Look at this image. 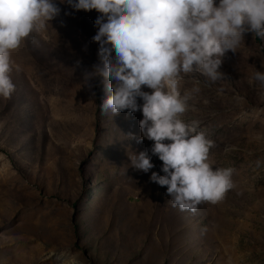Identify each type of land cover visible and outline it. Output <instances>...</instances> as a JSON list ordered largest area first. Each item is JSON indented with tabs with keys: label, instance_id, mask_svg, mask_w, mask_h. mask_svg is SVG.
<instances>
[{
	"label": "rangeland",
	"instance_id": "1",
	"mask_svg": "<svg viewBox=\"0 0 264 264\" xmlns=\"http://www.w3.org/2000/svg\"><path fill=\"white\" fill-rule=\"evenodd\" d=\"M54 2L51 26L11 53L15 91L0 96V264H264V84L253 79L264 38L247 33L225 54L223 80L181 74L182 119L214 142L213 167L233 168L236 184L181 211L149 180L162 162L141 138L142 113L101 114L106 82L85 86L99 13ZM144 150L148 173L129 159Z\"/></svg>",
	"mask_w": 264,
	"mask_h": 264
},
{
	"label": "clouds",
	"instance_id": "2",
	"mask_svg": "<svg viewBox=\"0 0 264 264\" xmlns=\"http://www.w3.org/2000/svg\"><path fill=\"white\" fill-rule=\"evenodd\" d=\"M61 3L74 11L99 13L98 30L91 38L98 44V62L85 71V86L91 87L93 79L106 82L112 94L99 105L101 114L142 113L141 138L153 142L151 156L162 162L163 175L152 172L150 182L166 187L172 207L181 211L194 213L201 202L223 200L236 187L235 170L213 167L214 142L198 131L196 121L182 119L191 94L181 93V74L199 73L213 83L225 79L219 70L225 54L235 53L247 33L264 38V0ZM60 12L54 0H0V96L10 98L15 91L9 75L11 53L34 31L51 26ZM80 63L76 61L77 66ZM253 79L264 84V72L254 71ZM151 156L148 150L131 154V167L148 173L154 167Z\"/></svg>",
	"mask_w": 264,
	"mask_h": 264
}]
</instances>
